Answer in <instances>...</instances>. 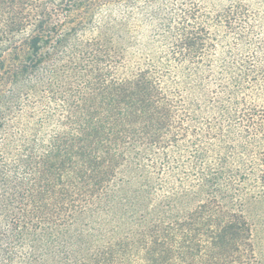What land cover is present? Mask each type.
<instances>
[{
    "label": "trees",
    "instance_id": "obj_1",
    "mask_svg": "<svg viewBox=\"0 0 264 264\" xmlns=\"http://www.w3.org/2000/svg\"><path fill=\"white\" fill-rule=\"evenodd\" d=\"M240 11L0 0V264H262L243 198L264 194V46ZM118 22L152 26L155 52L137 61ZM139 157L154 183L116 196ZM85 220L73 247L62 229Z\"/></svg>",
    "mask_w": 264,
    "mask_h": 264
},
{
    "label": "rangeland",
    "instance_id": "obj_2",
    "mask_svg": "<svg viewBox=\"0 0 264 264\" xmlns=\"http://www.w3.org/2000/svg\"><path fill=\"white\" fill-rule=\"evenodd\" d=\"M159 5L167 8L168 10L175 8L176 5L184 4V5H191L198 4L204 8L205 11L211 14V16L215 15L216 13H222L227 8L232 7L240 9V13H243L244 19L248 21L251 28L250 37L253 39L256 45H258V41L262 42V46H264V0H158ZM150 12V7L148 8ZM103 15L105 14L102 13ZM117 24H125L118 22ZM152 26H146L144 24L133 25V24H125V27H121L122 31L126 34L124 37L133 41V45L136 42V47L130 50V53L136 57V60L144 61L146 57L154 53L157 46L151 41L153 38V34L151 33ZM121 28H116L112 30L113 33L116 31H120L118 35L121 33ZM233 37L231 36L229 40L232 41ZM3 151V145L0 148V152ZM139 155L144 156L146 153L145 149H141L138 151ZM131 160V159H130ZM144 160L139 157L138 160H133L132 162L129 161L124 164L123 168L120 170L116 180L113 183L111 190L115 193L116 196L125 195L127 197L131 191H135V196L137 199L142 198L141 192L146 190L145 182L149 180L150 182L154 183L155 176L151 174V172L146 169ZM167 182L172 186L174 179L168 178ZM9 184L8 181L3 178L0 179V229L5 227V218L10 217L11 213H14L12 208V203L10 202V190L8 188ZM143 186V187H142ZM127 191V192H126ZM163 193H156L155 199L151 201V208L154 210L159 209L162 213H164L166 209L165 206L159 204L160 198ZM176 199L173 196L169 199V205L176 206ZM116 200H111L109 204V208L106 212L99 213L97 216V220L101 222L102 226L107 228V230H114L115 231V224L113 222V218L109 216L114 210L112 206ZM162 206V208H161ZM126 208V206H125ZM243 208H244V215L248 219L253 235V242H254V250H255V257L258 262L264 264V194L260 193H251V195H245L243 198ZM144 208L140 209H133L135 214L133 218H137ZM159 217H162L159 214ZM119 218V217H117ZM89 223L87 220L81 221L78 224L68 225L63 227L62 235L63 239H66L71 242V245L74 247L79 246L78 240H80V234L85 233L88 231ZM102 240L108 238V232L103 233ZM100 237V236H99ZM101 239L97 240L100 241ZM62 240H60L59 244H62ZM66 244H69L65 242ZM64 244V245H66ZM71 246V247H72ZM70 247V248H71ZM57 246L50 247L46 253H48L49 259L52 257L50 251H56ZM26 261V260H25Z\"/></svg>",
    "mask_w": 264,
    "mask_h": 264
}]
</instances>
